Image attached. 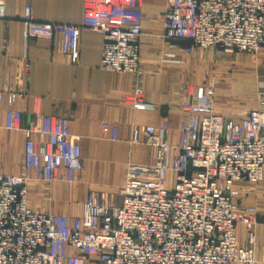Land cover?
Here are the masks:
<instances>
[{"label": "built area", "instance_id": "2783aa9c", "mask_svg": "<svg viewBox=\"0 0 264 264\" xmlns=\"http://www.w3.org/2000/svg\"><path fill=\"white\" fill-rule=\"evenodd\" d=\"M164 37L186 40L218 53L258 55L264 48V0H167ZM6 4L0 0V59ZM140 0H85L80 26H63L61 51L72 64L79 60L82 30L103 37L101 68L109 73L140 74L142 36ZM24 56L33 38L52 41L55 26L37 22L31 3L22 18ZM0 88V105L4 101ZM16 95L8 102L13 105ZM264 105V95L259 100ZM125 102L145 110L143 90L136 87ZM180 143L168 141L170 125L142 128L140 141L155 149L152 165L129 163L119 188V204L87 194L78 217L36 212L29 206V186L57 180L74 183L83 171L80 137L69 122L45 116L39 127L23 128L22 114L6 112L5 128L26 138L24 171H0V264H256L255 206L242 210L238 182L263 181L264 111L253 109L241 121L215 113L213 94L183 101ZM107 131L106 124L102 126ZM117 127L112 140H117ZM43 136L39 142L33 136ZM248 229L240 246L237 224Z\"/></svg>", "mask_w": 264, "mask_h": 264}, {"label": "crops", "instance_id": "0c3cea01", "mask_svg": "<svg viewBox=\"0 0 264 264\" xmlns=\"http://www.w3.org/2000/svg\"><path fill=\"white\" fill-rule=\"evenodd\" d=\"M6 17L2 22L0 88V171L21 175L24 171L26 138L22 131L5 128L6 112L22 114L23 128L39 127L45 116L68 120L72 135L80 137L83 171L74 183L57 180L30 184L29 206L52 215H81L87 194L95 193L109 204L114 203L125 182L129 163L152 165L156 153L143 142L133 143L134 134L143 141L142 128L170 125L168 141L180 143L179 127L184 112L183 101L212 91L214 110L224 119L241 121L253 109L264 111V48L258 55L238 52L218 53L214 49L194 47L186 40L164 37L167 0H140L142 36L139 40L140 74L109 73L101 68L103 37L82 30L79 60L72 64L61 51L62 27L80 26L85 0H3ZM30 2L37 22L55 26L52 41L28 40L26 55L22 41V18ZM139 87L145 94L147 108L135 110L126 96ZM16 95L13 105L9 94ZM103 124L108 127L103 131ZM117 127V140L112 128ZM39 142L43 136H33ZM235 187L243 197L238 207L255 206L256 264H264V173L263 181L253 186L238 182ZM119 199V198H118ZM240 246L248 241V229L237 224ZM86 264H102L91 257Z\"/></svg>", "mask_w": 264, "mask_h": 264}, {"label": "rangeland", "instance_id": "374dc122", "mask_svg": "<svg viewBox=\"0 0 264 264\" xmlns=\"http://www.w3.org/2000/svg\"><path fill=\"white\" fill-rule=\"evenodd\" d=\"M119 197L116 198V200L114 201L115 203L114 204H119L120 203V198L118 199ZM81 213H82V210H81Z\"/></svg>", "mask_w": 264, "mask_h": 264}]
</instances>
